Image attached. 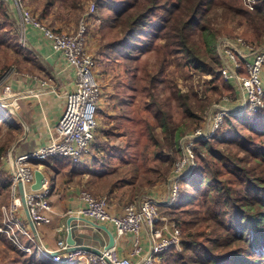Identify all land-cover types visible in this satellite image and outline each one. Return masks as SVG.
Returning a JSON list of instances; mask_svg holds the SVG:
<instances>
[{
	"label": "trees",
	"instance_id": "trees-1",
	"mask_svg": "<svg viewBox=\"0 0 264 264\" xmlns=\"http://www.w3.org/2000/svg\"><path fill=\"white\" fill-rule=\"evenodd\" d=\"M240 1L114 2L113 25L121 33L115 47H127L122 56L132 61L135 58L133 53L142 44L149 45L162 39L171 54L185 55L186 62L192 63L201 73H214L220 64L216 52L219 36L242 35L257 46L264 45V0H256L252 10ZM0 16L4 18L3 22L0 21V28L12 27V23L6 21L3 1H0ZM227 20L240 25L245 23L243 30L239 32L236 28L215 25ZM196 30L200 34L201 46L195 41ZM208 56L211 62L206 61ZM218 80L217 84L222 87L220 94L235 92L234 83ZM149 82L155 88L157 80L150 78ZM172 95L187 118L201 117L193 110L187 93L176 89ZM148 99L144 106L152 113L154 122H146V131L149 140L156 145L155 155L167 163L163 173L166 176L181 153L179 141L184 131L174 124L171 113L157 100L153 91ZM207 105L202 104L200 110ZM4 108L8 111V107ZM157 128L161 137L155 132ZM223 129L220 137L197 142L196 166L190 177L183 181V191L171 207H161L171 220H183L180 224L177 222L183 233L181 250L173 248L167 253L169 264H264V117L248 113L227 115ZM55 162L65 167L76 164L61 163L58 159ZM2 163L0 159V195L9 193V176L1 169ZM182 208L195 213L196 217L190 221L199 220L202 214V222L211 224L193 229V224L178 211ZM208 226L212 227L210 232ZM0 236L9 240L5 234ZM26 258L27 264H32L33 256Z\"/></svg>",
	"mask_w": 264,
	"mask_h": 264
},
{
	"label": "rangeland",
	"instance_id": "rangeland-1",
	"mask_svg": "<svg viewBox=\"0 0 264 264\" xmlns=\"http://www.w3.org/2000/svg\"><path fill=\"white\" fill-rule=\"evenodd\" d=\"M0 1L5 4L6 21L12 23V27L0 28V97H3L6 96L5 90L10 79L7 76L10 69L14 68L18 73L35 75L38 79L42 78L43 80L48 79L49 75L42 77L39 73L41 64L35 59H31V65L26 62L25 55L27 53L24 47L27 46L28 36L27 42H24L18 30L20 26L19 14L14 11L10 3L11 0ZM49 1L50 4H47ZM117 1L123 0H24V3L28 11L57 31L76 32L82 21L87 26L86 48L95 60V74L101 90L100 98L114 105L112 111L116 113L115 116L100 119L101 124L99 122V127L96 130V137L99 140L102 137H107L109 141L112 140V144L104 145L103 149L100 150L97 156L100 161L91 163L93 169L105 171L104 175L95 179L96 193L106 195L109 200L110 197L116 198L117 205H126L135 201L142 194L153 195L154 198L163 201L170 194L175 163L183 157L182 140L185 139L186 135L206 126L209 112L214 105L224 104L221 99L225 93L220 94L219 90L222 87L217 84L219 78L214 75L219 66L214 70V73H201L192 63L186 62L185 55L171 54L164 46L162 39H156L149 45L142 44L133 53L135 58L132 61L128 60L129 58L124 59L122 55L127 47H115L114 44L121 37V33L113 25L112 19L114 16L112 6ZM240 2L244 5L242 0ZM91 4L95 5V10L89 13ZM42 13L47 14L48 17L42 18ZM3 20L4 18L0 16V21L3 22ZM220 20L219 18L218 21ZM244 24L240 25L229 20L222 24L215 23L218 26L236 28L239 32L243 30ZM239 36L243 37L242 35ZM221 37L234 36L221 35L218 39ZM195 41L199 46L202 45L198 30L195 33ZM206 61L211 62L209 56ZM150 78L157 80L155 88L151 87ZM176 89L189 95L193 110L201 117L197 119L187 118L172 97V92ZM152 91L157 100L161 101L169 110L174 124L184 131L179 141L182 148L181 153L170 166L166 176L163 173H165L167 163L162 162L155 155L156 145L149 140L146 131V122H154L152 113L144 106L149 101L148 98ZM105 95L107 96L105 97ZM2 99L3 103L7 101L6 97ZM201 103L207 105L204 110L199 108L203 107ZM13 123H15L14 116L0 105V155H5L11 149L14 138H16L12 127ZM223 124L220 126V134L224 130ZM155 132L159 137L162 136L159 128ZM97 138H95L96 141ZM183 147L186 148V143ZM2 162L1 169L8 174L7 162L6 160ZM192 171L193 168L184 180L190 177ZM84 174L82 172L78 175L80 181L82 178L84 179ZM183 188L184 183H182L181 192ZM82 189L88 190V188ZM9 200V193L0 195V223L4 217L1 208L7 206ZM172 203L171 201L170 205L161 207H171ZM194 205L198 206L197 203ZM161 207L160 216L169 219L180 227V221L182 223L183 220L179 222L171 220L170 216L162 212ZM178 211L190 224H193V229H197L200 225L211 224L202 222V214L199 220L190 221L196 217L195 213L186 211V208ZM161 224L163 223L159 222L158 226ZM213 227L216 228V226ZM207 229L210 232L212 227ZM182 235L181 231V238ZM214 236L216 235L214 234ZM9 241L0 236V264H27L25 257L33 256V253H24ZM175 250L180 251L181 244ZM31 263L54 264L43 262L35 256H33ZM160 264H169L167 257Z\"/></svg>",
	"mask_w": 264,
	"mask_h": 264
},
{
	"label": "built area",
	"instance_id": "built-area-1",
	"mask_svg": "<svg viewBox=\"0 0 264 264\" xmlns=\"http://www.w3.org/2000/svg\"><path fill=\"white\" fill-rule=\"evenodd\" d=\"M242 1L248 9H254L256 0ZM10 3L20 17L18 30L22 40L27 42L30 29L40 31L49 42L51 51L62 56L65 67L74 76L73 88L65 93V109L57 123L56 134L51 136L50 141L28 153L15 155L13 150H9L0 156L2 161L7 162L10 197L8 205L2 207L4 217L0 223V234H5L20 251L34 255V250L41 248L26 220L18 183L22 182L24 186L26 204L35 225L50 222L52 205L48 199V179L46 177L39 189H32L35 171L49 159H67L71 163H78L91 153L99 127L97 109L101 90L95 74L94 57L86 48L87 26L83 21L76 32L57 31L28 11L24 0H11ZM94 10L95 5L91 4L89 13ZM216 52L220 65L214 73L215 77L234 83L236 90L224 94L221 99L224 104H216L211 108L206 126L182 140L183 157L175 163L169 197L159 201L152 195L144 194L127 203L120 214H114L110 211L106 195L97 196L86 189L79 191L78 198L82 206L77 209V215L98 223H112L118 236L133 235L129 255L120 256L114 246L102 250L100 255L86 250L62 252L66 248V241L61 237L52 254L41 250L37 258L54 264H160L171 249L178 248L181 241L179 226L161 217L159 211L161 206H168L171 201L175 203L184 179L196 166L195 144L218 137L227 115L248 113L264 117V45L257 46L241 36L221 37L216 42ZM15 73L18 72L14 68L9 70L6 96L0 97L3 107H8L9 99L14 96L11 80ZM21 74L31 80H39L35 75ZM40 85L42 88L47 87V81H41ZM5 97L7 101L3 103L2 98ZM185 143L186 148L183 147ZM159 222L163 224L158 226ZM143 229L151 241L147 253L142 245Z\"/></svg>",
	"mask_w": 264,
	"mask_h": 264
},
{
	"label": "crops",
	"instance_id": "crops-1",
	"mask_svg": "<svg viewBox=\"0 0 264 264\" xmlns=\"http://www.w3.org/2000/svg\"><path fill=\"white\" fill-rule=\"evenodd\" d=\"M47 17V14L42 13V18ZM26 45V47L23 46L27 53L25 55L26 62L31 65V59H35L41 64L39 73L42 77L44 75H49V77L44 79L47 81V87L42 88L40 85L42 78L31 80L22 76L21 73H15L12 76L14 96L9 99L8 112L14 116L15 122L12 127L16 138H14L10 149L15 155L31 152L50 141L51 136L56 134L57 123L65 109V93L73 88V74L65 67L62 56L51 51L49 42L40 31L30 29ZM113 106L108 101L99 99L97 116L100 124V119L115 116V111H112ZM107 144H112V140L109 141L107 137H102L100 140L97 138V141L95 139L91 153L83 157L79 162L80 164L76 163L70 167L59 166L55 162L57 158L49 159L41 164L43 173L48 179V186L50 187L48 199L52 205V212L49 213L50 222L36 226L35 241L42 251L51 253L56 250L57 242L61 237L66 241L67 221L72 216L74 217L72 224L81 227L88 234L94 233L95 237L91 236L86 239V244L100 250L103 249V245L108 240V235L103 230L97 231L93 224H104L115 237L114 247L119 255L124 257L129 255L133 235L118 236L112 223H98L77 215V209L82 206L78 198L80 189L88 188L93 194L99 196L94 188V182L97 177L104 175L105 171L93 169L91 163L100 161L97 156ZM64 161L71 163L67 159L60 160L61 163ZM82 172L85 173V176L80 181L78 175ZM140 197L141 195L137 199ZM109 203L110 211L114 214H120L125 205H117L116 198L113 199L112 197H110ZM79 219H85L87 223H82ZM141 238L144 251L147 253L151 248V241L145 229L142 230ZM41 250H34L36 254L33 256L37 258Z\"/></svg>",
	"mask_w": 264,
	"mask_h": 264
},
{
	"label": "water",
	"instance_id": "water-1",
	"mask_svg": "<svg viewBox=\"0 0 264 264\" xmlns=\"http://www.w3.org/2000/svg\"><path fill=\"white\" fill-rule=\"evenodd\" d=\"M45 180H46V176L43 173V167L40 166L35 171V181L31 185V188L32 189H39L43 185ZM18 190H19L21 203H22V206L24 209V213H25L28 225H29L34 237H35V236H37V227H36L35 223L33 222V220L31 219L29 209H28V206L26 204V200H25V196H24V186H23L22 182L18 183ZM73 218L74 217L71 216L67 221L68 228H67V235H66V248L62 252L86 250V251H90V252H93V253L100 255V254H102V250L109 249L115 245L114 235L110 232V230H108V228L104 224H102V225L93 224L97 231L103 230L108 235V240L105 243V245H103V249L100 250V249L91 247L90 245L86 244L85 240L89 239L91 236L93 237L94 233L92 235L88 234L81 227L76 226V224H72V220H74ZM79 221H81L82 223L86 222L85 219H79Z\"/></svg>",
	"mask_w": 264,
	"mask_h": 264
}]
</instances>
